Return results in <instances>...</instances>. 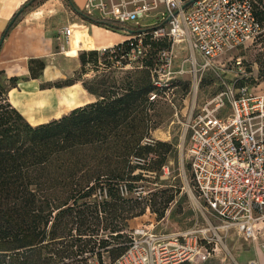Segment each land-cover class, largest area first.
I'll use <instances>...</instances> for the list:
<instances>
[{
	"label": "trees",
	"instance_id": "1",
	"mask_svg": "<svg viewBox=\"0 0 264 264\" xmlns=\"http://www.w3.org/2000/svg\"><path fill=\"white\" fill-rule=\"evenodd\" d=\"M255 14L264 24V9ZM81 17L114 31L140 32L139 56L146 45L159 48L157 56L150 50L142 69L121 83L98 73L90 80L68 77L55 83L80 80L96 98L38 124L11 104L7 93L18 78H5L0 70V264H86L90 258L115 264L131 241L129 220L146 209L163 217L180 193L177 177L168 187L143 190L161 182V167L173 156L172 144L153 138L154 125L145 122H152L146 103L157 88L151 66H159V52L171 42L166 35H153L163 22ZM136 41L130 36L102 49L78 50L80 73L116 67L118 59L124 64ZM43 67L40 59L29 61L32 76ZM247 78L240 77L238 86Z\"/></svg>",
	"mask_w": 264,
	"mask_h": 264
},
{
	"label": "built area",
	"instance_id": "2",
	"mask_svg": "<svg viewBox=\"0 0 264 264\" xmlns=\"http://www.w3.org/2000/svg\"><path fill=\"white\" fill-rule=\"evenodd\" d=\"M186 1L86 0L82 11L135 25L162 21L153 35L186 41L201 58L199 69L214 68L222 55L263 35V25L255 14L259 0H192L183 8ZM149 13L151 21L141 23L139 19ZM70 32V25L60 29L63 42H68ZM140 35H132L137 41L129 58L143 53ZM172 56L169 48L159 52L160 64L154 69L159 75L153 79L157 86L167 84L170 77L164 76L171 72ZM233 63L240 77L247 76L241 57ZM116 65H123L121 59ZM187 129L190 177L198 198L223 222L222 227L235 226L246 238L257 239L264 230V224L258 225L264 222V89L225 83L222 90L192 107ZM199 242L195 234L169 237L134 228L128 248L115 264L191 261L200 253ZM260 247L264 251V239ZM247 264L259 263L251 258Z\"/></svg>",
	"mask_w": 264,
	"mask_h": 264
},
{
	"label": "rangeland",
	"instance_id": "3",
	"mask_svg": "<svg viewBox=\"0 0 264 264\" xmlns=\"http://www.w3.org/2000/svg\"><path fill=\"white\" fill-rule=\"evenodd\" d=\"M62 2L65 9L69 11L65 1L62 0ZM78 7L82 9L83 4L82 6L78 5ZM27 9L35 10V15L44 16L54 27L61 24L60 21L63 20L61 16H64V21H67V18H70L71 21V18L76 17L77 13L75 11H69L67 12L68 14H65L58 0H36L34 4L28 6ZM151 16L152 13H149L141 17L139 21L145 24L151 21ZM79 17L80 16L77 14V19ZM73 24L76 23H72V25ZM123 33L126 37H132L133 35V33L128 31H124ZM263 39L264 30L260 40L222 55L220 61L216 63V66L209 69H199L201 58L195 55L186 41H171L169 46L173 55L170 68L171 72L164 76H169L170 78L166 80L167 84L161 87L154 84L157 88L149 95V102L146 103V106L151 107L148 109V117L149 119L150 117L152 118V122H150L148 118L145 119V122L154 125V128L151 130V136L153 138L166 140L172 144L173 156L169 157L161 167L162 173L159 176L161 182L158 183V181H155L147 184L143 189L145 190L144 193L159 187H168L176 177L179 178L181 189L177 198L170 204V207L166 210L163 217L157 218L154 213L146 209L142 215L130 219L129 226L132 230L134 228H143L158 235L169 237H182V235L189 234L197 235L200 241L198 243L200 246V253L206 254V258H201L199 253L191 261H182L177 264H247L246 260L251 255L255 247L254 245L262 238H246L243 232L235 226L222 227L223 222L213 211L208 209L200 198H198L192 187L188 166L187 121L192 107L201 105L205 99L222 90L225 83H229L231 86L232 84L238 86L240 83V76L233 63V59L236 57L242 58L246 68L248 77L246 79V84L249 87L264 89ZM60 41L61 44L58 45L57 48L64 57H72L78 52V49L67 52L69 48H74V44L71 43L68 48H64L65 42L62 40ZM158 49L159 48L146 45L145 55L130 57L123 65L110 68H98L97 72L88 70L87 74L84 75L80 73L81 68L78 67L69 77H71V79L82 77L90 80L95 73H98L97 75L99 78L108 76V79L111 80L113 77L117 79V83H121L124 80L131 79L137 73H133L134 70L137 68L142 69V60L145 57H149L150 50L152 51V55L155 53L153 51H156V57ZM192 60H194V64ZM151 71L155 75L154 80H157L159 74L154 70L153 66H151ZM68 80H70L68 77L56 80L51 82L50 86H55V83L63 84ZM8 82L7 79L3 80L4 84ZM69 94H71L69 103H74L75 94L73 92ZM7 97L9 99L8 93ZM65 109H67V107ZM146 139L147 138H144L143 141H146ZM210 224L212 226H210ZM204 237H206L205 240L209 241V243L205 242ZM86 264L98 263L95 259L90 258Z\"/></svg>",
	"mask_w": 264,
	"mask_h": 264
},
{
	"label": "crops",
	"instance_id": "4",
	"mask_svg": "<svg viewBox=\"0 0 264 264\" xmlns=\"http://www.w3.org/2000/svg\"><path fill=\"white\" fill-rule=\"evenodd\" d=\"M26 1L0 0V39H2L0 44V70L3 71L5 78L10 76H16L18 78L16 85L8 90L11 104L31 124H38L53 117H59L71 108L95 100L96 98L83 87L80 80L60 87L50 86V83L53 81L71 76L74 70L79 67L78 52L72 57H64L57 48L61 44L60 40L62 36L59 31L63 26H72V34H70L71 36L69 35V40L63 47L68 48L72 43L74 44V48H69L67 52L82 48L102 49L121 42L127 37L123 33L126 30H111L96 23L89 22L78 13H76V17L71 18L72 22L70 18L64 21V16H61L63 19L60 21L61 24L54 27L44 16L35 15V10H28L29 8H26L22 13L20 12L19 18L9 25V21L17 9ZM58 1L64 9L65 14H68L67 12L69 11H75L70 1H72L75 8H79L78 5H84L86 0H64L69 11L65 9L62 0ZM258 7L264 9V0H259L256 11ZM77 14L80 16L78 19ZM72 23L76 24L72 25ZM77 36L85 37L87 43L83 46H77ZM57 53L58 55L56 56ZM31 59H40L44 62V67L37 76H32L30 73L29 61ZM65 92H73L75 94L74 103L62 112L56 113V109L58 108L55 110L52 109L54 104H49L50 99L48 101L45 98ZM42 97L45 98L43 99ZM31 104H34L33 108H29ZM262 224H264L263 221L258 223V225ZM263 232L264 230L262 228V234L260 236L262 238L256 242L251 255L246 261L255 258L259 264H264V251L260 247V243L264 239Z\"/></svg>",
	"mask_w": 264,
	"mask_h": 264
},
{
	"label": "bare ground",
	"instance_id": "5",
	"mask_svg": "<svg viewBox=\"0 0 264 264\" xmlns=\"http://www.w3.org/2000/svg\"><path fill=\"white\" fill-rule=\"evenodd\" d=\"M72 34V28H71V33ZM71 36V35H70ZM81 38V39H80ZM87 43V39L83 36H77L76 37V45L77 46H83ZM71 94L69 93H61L59 95H56V96H51V97H42L43 99H47L49 101L50 99V102H48L49 104L52 103L54 104L52 109H56V113H60L62 112L66 107H68L70 104H72V102L69 103V100L71 99ZM40 99V98H39ZM40 101V100H39ZM60 101H61V104H60ZM34 104H31L29 105V108H33ZM63 106H66V107H63Z\"/></svg>",
	"mask_w": 264,
	"mask_h": 264
},
{
	"label": "water",
	"instance_id": "6",
	"mask_svg": "<svg viewBox=\"0 0 264 264\" xmlns=\"http://www.w3.org/2000/svg\"><path fill=\"white\" fill-rule=\"evenodd\" d=\"M32 1H33V0H27L26 2H24V3H23V4L17 9V11L15 12L14 16L10 19V21H9V25H11V24L14 22L16 16H17L20 12H22L24 8L28 7ZM191 2H192V0H187V1L183 4V8L187 7ZM74 9H75V11H76L79 15H81V16H83V17H86V16H87L82 10H79V9H77V8H75V7H74ZM126 31L132 33L131 30H128V29H127ZM1 40H2V39H0V44H1Z\"/></svg>",
	"mask_w": 264,
	"mask_h": 264
}]
</instances>
